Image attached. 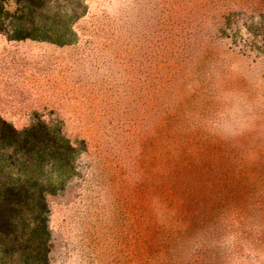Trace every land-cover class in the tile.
<instances>
[{
    "label": "rangeland",
    "instance_id": "1",
    "mask_svg": "<svg viewBox=\"0 0 264 264\" xmlns=\"http://www.w3.org/2000/svg\"><path fill=\"white\" fill-rule=\"evenodd\" d=\"M1 1L0 129L37 144L0 182L45 183L47 264H264V0Z\"/></svg>",
    "mask_w": 264,
    "mask_h": 264
},
{
    "label": "trees",
    "instance_id": "2",
    "mask_svg": "<svg viewBox=\"0 0 264 264\" xmlns=\"http://www.w3.org/2000/svg\"><path fill=\"white\" fill-rule=\"evenodd\" d=\"M0 12L6 7L0 0ZM12 130V129H11ZM14 131V130H13ZM16 130L11 133L0 129V142L10 150L18 147L33 150L37 142H16ZM46 142L47 146L60 156L66 157L74 151L70 142ZM45 183L32 174H19L14 181L0 182V254L14 251L28 254L32 262L27 264H47L50 252L51 234L48 226V203Z\"/></svg>",
    "mask_w": 264,
    "mask_h": 264
}]
</instances>
